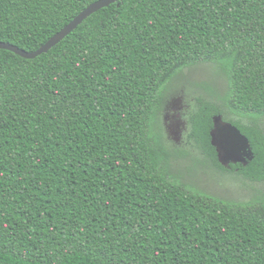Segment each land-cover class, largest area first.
<instances>
[{
    "label": "trees",
    "instance_id": "obj_1",
    "mask_svg": "<svg viewBox=\"0 0 264 264\" xmlns=\"http://www.w3.org/2000/svg\"><path fill=\"white\" fill-rule=\"evenodd\" d=\"M98 1L0 0V42L35 52ZM200 63L229 89L191 137L264 183V0H122L36 59L0 50V264H264V193L183 184L154 131L166 85ZM217 115L250 140L247 166L220 164Z\"/></svg>",
    "mask_w": 264,
    "mask_h": 264
},
{
    "label": "rangeland",
    "instance_id": "obj_2",
    "mask_svg": "<svg viewBox=\"0 0 264 264\" xmlns=\"http://www.w3.org/2000/svg\"><path fill=\"white\" fill-rule=\"evenodd\" d=\"M229 89L227 77L215 64L200 63L175 76L163 92L154 131L170 153V170L180 181L204 194L234 202H247L264 193V183H254L217 169L191 137V116L203 104L220 105ZM179 101V109L173 103ZM178 108V107H177ZM167 109L169 111L167 112ZM167 113L179 115L175 136L166 121ZM249 121L244 119V123ZM259 123L264 128V118Z\"/></svg>",
    "mask_w": 264,
    "mask_h": 264
},
{
    "label": "water",
    "instance_id": "obj_3",
    "mask_svg": "<svg viewBox=\"0 0 264 264\" xmlns=\"http://www.w3.org/2000/svg\"><path fill=\"white\" fill-rule=\"evenodd\" d=\"M121 1L122 0H100L90 5L61 32L51 38L43 47L35 52H27L3 42H0V50L10 51L24 59H36L59 45L92 15ZM213 122L214 128L211 132V143L213 147H215L218 154V160L223 167L230 169L232 165L239 164L247 166L255 159V153L250 140L239 128L232 123L225 121L221 115L215 116Z\"/></svg>",
    "mask_w": 264,
    "mask_h": 264
},
{
    "label": "flooded vegetation",
    "instance_id": "obj_4",
    "mask_svg": "<svg viewBox=\"0 0 264 264\" xmlns=\"http://www.w3.org/2000/svg\"><path fill=\"white\" fill-rule=\"evenodd\" d=\"M173 107H174L173 110H175V111L177 109H179V101L174 102ZM168 111H169V109H167V112ZM177 118H179V115H170L169 113H167L166 121L171 120V123L169 124V128H170L172 134L175 136L178 134L177 130H178L179 126L181 125V123L179 122V120H177ZM235 166H238V165H232L230 169H233V167H235Z\"/></svg>",
    "mask_w": 264,
    "mask_h": 264
}]
</instances>
